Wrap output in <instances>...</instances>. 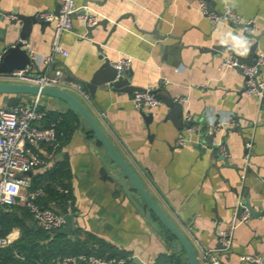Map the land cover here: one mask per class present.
I'll return each mask as SVG.
<instances>
[{"label": "crops", "instance_id": "0c3cea01", "mask_svg": "<svg viewBox=\"0 0 264 264\" xmlns=\"http://www.w3.org/2000/svg\"><path fill=\"white\" fill-rule=\"evenodd\" d=\"M96 1L77 0V5L97 19L108 18V29L116 24L115 31L107 38L108 29L100 25L89 38L85 19L77 15L74 29L62 35V45L69 54L56 55L50 71L61 67L67 80L74 77L87 82L106 56L112 62L130 56L131 83L161 89L176 101L186 97L183 114L190 111L203 131L210 120L236 114L239 124L221 130L211 140L208 134L200 137L208 143L222 138L232 154L229 159L207 143L178 145L182 127L168 117L171 107L165 102L140 110L132 101L133 92L109 84L99 86L94 94L87 91L89 97L76 88L75 82L68 80L64 87L91 110L149 192L191 237L200 256L204 249H217L223 264H247L241 262V254H264V100L245 92V78L239 68L224 66L228 56L249 55L250 44L243 28L226 22L214 24L200 12L198 0H173L169 5L165 0ZM59 4L60 0H0L1 9L24 14L56 11ZM226 6L255 19V34L260 36L258 53L264 51V0H216V10ZM3 28L0 20V53L19 40V30ZM53 34V22L33 24L28 42L37 55L38 71L46 69L44 59L52 52ZM96 42L102 44L103 51ZM35 96L24 95L22 101ZM0 105H5L3 94ZM40 108L47 112L46 125L54 122L48 118L49 111L78 117V126L67 140L60 136L55 155L50 148H42L49 164L27 174L31 181L32 175L45 172L60 159L68 160L78 235L82 239L90 237L91 246L98 247L105 241L130 252L132 261L126 264H137L134 256L146 264H156L163 254H175L179 264H187L185 253L176 250L164 233L149 224L118 185L103 178L104 149L89 125L57 97L40 95ZM143 113H153L152 119L147 121ZM247 138H253V147L250 169L243 179ZM240 197L249 200L259 213L238 226L233 246L224 250L219 248L218 233L228 226ZM20 234L17 227L10 232L13 241Z\"/></svg>", "mask_w": 264, "mask_h": 264}, {"label": "built area", "instance_id": "2783aa9c", "mask_svg": "<svg viewBox=\"0 0 264 264\" xmlns=\"http://www.w3.org/2000/svg\"><path fill=\"white\" fill-rule=\"evenodd\" d=\"M198 9L207 16L211 22L218 24L226 22L241 26L245 36L254 38L256 22L254 18L246 17L232 6H226L222 10L212 9L206 0H198ZM79 11L77 0H60L59 13L53 10H41L38 16L44 20L54 23V34L51 41L52 52L45 59L46 69L38 71L36 68L37 55L32 49L28 40H25V48L29 51L33 64L25 68L16 69L12 72L0 75L2 81L26 82L41 86L65 87L68 80L61 67L50 71L56 55L67 56L69 51L62 45V35L74 29L76 12ZM8 19H13L16 14L7 13ZM86 19L87 15H81ZM97 21L95 15L90 14L89 23ZM2 52L0 53V58ZM132 58L124 56L113 64L119 73L131 68ZM225 67H237L241 70L245 81L244 90L248 95H256L264 100V51H260L253 62L240 61L237 56H228L224 61ZM79 91L89 97V93L79 85H75ZM186 97L178 99L180 103L186 102ZM132 101L136 108H152L163 103L162 98L151 88L135 91L132 94ZM47 112L40 108V95H36L30 101H21L14 106L0 105V211L5 206L21 204L26 206L32 213L36 225L49 232H56L64 226L65 218L56 204L43 205L38 201V196L42 190H31L30 177L27 172L39 166H47L49 158H46L42 148H50L51 154L55 155L59 147L61 132L58 130V121L50 125L45 124ZM184 127L180 130L176 143L178 145H196L207 143L218 150L226 158H232V154L227 143L222 139H214L211 143L205 142L201 135L217 134L221 130L239 124L240 120L236 114L229 113L227 116L217 117L208 122L206 130L198 124L190 111L183 114ZM197 134V135H195ZM246 152L241 166V177L246 178L250 169V151L253 147V138H247L245 142ZM73 200H69L66 213H72ZM252 217L250 209L242 197L239 198L229 221L228 226L222 228L219 233V241L222 249L227 250L233 246L236 229L242 223H248ZM13 242V237L0 235V248ZM216 250H203L202 257L211 256L213 264H223ZM131 256H110L97 255L94 253H79L72 255L58 256L54 264H126ZM242 263L264 264V254L245 253L240 255ZM156 264H177L176 260L161 261Z\"/></svg>", "mask_w": 264, "mask_h": 264}, {"label": "water", "instance_id": "95a60500", "mask_svg": "<svg viewBox=\"0 0 264 264\" xmlns=\"http://www.w3.org/2000/svg\"><path fill=\"white\" fill-rule=\"evenodd\" d=\"M172 1L173 0H165V5H169ZM206 1L212 9H215L216 0ZM96 2L101 3L100 0H97ZM59 9L60 4L57 6L56 13H59ZM10 12L15 13L16 17L8 19L6 14ZM10 12L0 8V20L4 22L3 30H19V40L8 44L7 48L2 52V56L0 58V75L12 72L16 69L25 68L27 65L35 62V59L32 58L27 48H25L24 41L28 40L34 23L39 22L40 24H43L49 22L40 18L37 14H24L15 11ZM84 14L87 15L84 23L86 27V34L89 38L94 37V30L100 25H102L105 29H108V18L97 19L95 23L90 24L88 22L90 14H88L85 9L77 11L75 15ZM116 27V24H114V26L108 29L109 33L107 38L115 31ZM254 37L256 40L253 42L252 39L245 36V39L248 40L250 44L249 55L246 58L240 56V61H247L251 63L258 56L260 36L255 34ZM96 44L99 50L103 51L102 44L100 42H96ZM113 62L109 56H106L101 65L87 82L74 77H68V80L75 82V84L93 94L99 86L104 84H109L114 88H119L126 92H135L147 89L132 84L129 71L125 70L122 73H119ZM153 91L162 98L163 102L171 107L168 117L174 120L178 126L183 128L185 123L183 122L184 107L182 103L176 101L169 93H165L161 89ZM0 94L4 95V103L7 106H14L20 103L23 96L27 94L50 95L68 103L71 108L89 125L94 137L104 149V154L101 158L103 163V166L101 167L103 178L118 185L120 190L124 191V193L130 198L137 210L145 216L149 224H151L159 232L164 233L168 237V242L175 246L176 250H181L185 253L187 264H213L212 257L210 255L207 257L199 255L198 249L191 237L165 212L161 204L147 189L143 178L125 158L117 144L105 132L99 120L79 97L67 89L59 86H41L38 84L6 80H0ZM143 114L147 121L151 120L153 117V113ZM213 135L214 134L208 135V138L211 140ZM27 174H32V170L28 171ZM246 206L250 209L252 215H257L259 213L253 208L249 200L246 201ZM61 214L64 215L65 224L63 227L58 229L57 232L64 233L72 237L74 235L75 224L77 222L75 221L72 213L61 211ZM30 223L33 226H37L34 220H31ZM37 227L40 228L39 226ZM221 247L222 244H220L219 248ZM133 261L137 264H146L141 260V258H139V256H134Z\"/></svg>", "mask_w": 264, "mask_h": 264}, {"label": "trees", "instance_id": "16d2710c", "mask_svg": "<svg viewBox=\"0 0 264 264\" xmlns=\"http://www.w3.org/2000/svg\"><path fill=\"white\" fill-rule=\"evenodd\" d=\"M50 121H58L60 136L65 141L78 126V117L73 113H57L49 111ZM49 125V124H48ZM71 166L66 159H60L45 172L32 175L31 190L43 189L38 201L47 206L56 204L60 211L67 212L69 200H74L70 179ZM30 210L21 204L5 206L0 211V235H9L14 228H20L21 234L9 245L0 248V264H54L60 255L79 253H94L97 255L130 256L131 253L118 247L100 241L98 247L90 245V237L82 239L75 230L71 237L64 233L49 232L33 226ZM92 237V236H91ZM166 260H176L175 254L159 256L156 263ZM132 261V259H130Z\"/></svg>", "mask_w": 264, "mask_h": 264}, {"label": "clouds", "instance_id": "9594fccd", "mask_svg": "<svg viewBox=\"0 0 264 264\" xmlns=\"http://www.w3.org/2000/svg\"><path fill=\"white\" fill-rule=\"evenodd\" d=\"M234 39H237V40H238V42H239V38H234Z\"/></svg>", "mask_w": 264, "mask_h": 264}]
</instances>
